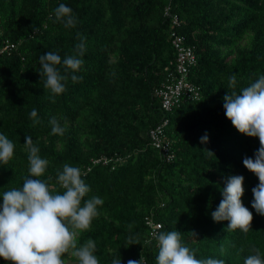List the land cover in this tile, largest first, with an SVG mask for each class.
Instances as JSON below:
<instances>
[{
    "label": "trees",
    "instance_id": "trees-1",
    "mask_svg": "<svg viewBox=\"0 0 264 264\" xmlns=\"http://www.w3.org/2000/svg\"><path fill=\"white\" fill-rule=\"evenodd\" d=\"M59 3L73 9L74 27L49 20ZM166 5L178 26L164 16ZM173 32L194 49L188 79L199 98L184 97L166 113L154 92L174 72ZM81 37L86 51L80 79L69 75L53 102L38 72L39 57L47 51L62 58L75 54ZM260 74L264 0H0V132L15 145L13 158L0 165V193L21 186L28 175L24 143L30 135L50 161L40 178L53 192L63 191L57 169L68 163L81 169L91 187L85 199H104L99 216L78 237V243L96 241L100 264H110L118 251L123 264L141 255L155 264L148 220L161 225L156 234L180 231L199 259L243 264L253 247L264 255V215L251 203L259 179L243 164L259 148V138L240 133L223 107L226 93L239 92ZM53 116L66 125L63 135H50ZM164 120L167 155L149 138ZM206 132L209 140L202 143ZM233 174L245 177L241 199L253 213L247 233L227 232L228 221L215 222L211 215ZM64 260L73 264L74 258L65 254ZM0 264L14 262L0 257Z\"/></svg>",
    "mask_w": 264,
    "mask_h": 264
},
{
    "label": "clouds",
    "instance_id": "clouds-1",
    "mask_svg": "<svg viewBox=\"0 0 264 264\" xmlns=\"http://www.w3.org/2000/svg\"><path fill=\"white\" fill-rule=\"evenodd\" d=\"M53 23H62L65 28L76 24L73 9L59 3L49 15ZM86 51L84 38L76 45V52L63 58L58 52L47 51L39 57V73L44 80V88L50 92L55 102L65 91V82L80 79L76 74L84 64ZM63 65L61 72L59 66ZM236 75L229 78V87H234ZM226 117L242 134L258 137L260 146L251 157L243 159L244 166L253 172L259 183L252 188L254 199L252 208L264 215V74L254 82L237 91H229L223 97ZM33 123H37V110L30 112ZM50 135H63L66 125L56 118L49 120ZM207 142V132L200 137ZM28 156V175L19 187H12L0 193V257L14 264H65V254L74 258L73 264H100L97 256L98 245L89 237L78 243V237L89 230L92 221L99 216L104 199L98 195H86L90 185L82 178L81 169L65 163L57 169L56 180L63 191L53 192L44 179L50 161L40 155V147L27 135L24 143ZM14 142L6 133L0 132V165L7 164L14 156ZM244 179L240 174L228 176L221 189L222 199L211 215L215 222L228 221L226 231L239 229L247 233L253 213L244 206ZM132 239V237H129ZM127 246V245H126ZM155 264H225L224 259L196 257L195 250L182 241L178 230L159 231L155 234ZM110 264H123L119 251L114 254ZM127 264H146L141 255L139 259H128ZM243 264H264V255L253 247L244 257Z\"/></svg>",
    "mask_w": 264,
    "mask_h": 264
},
{
    "label": "built area",
    "instance_id": "built-area-1",
    "mask_svg": "<svg viewBox=\"0 0 264 264\" xmlns=\"http://www.w3.org/2000/svg\"><path fill=\"white\" fill-rule=\"evenodd\" d=\"M166 1L170 3L172 0ZM163 14L170 20L173 26H178V16L171 12L168 5L164 8ZM171 44L176 55L174 72H170L165 83L154 92L155 97L160 102L161 108L166 113L177 106L184 97L192 100L199 98V89L188 79V71L195 63L193 47L186 46L185 38L174 32L171 34ZM167 123L168 121L164 120L161 124L149 131L152 146L166 155L169 152V144L165 141V127ZM170 159L171 155H168L166 160L168 161ZM147 222L151 227V236H155L156 231L160 229L161 225L151 220Z\"/></svg>",
    "mask_w": 264,
    "mask_h": 264
}]
</instances>
